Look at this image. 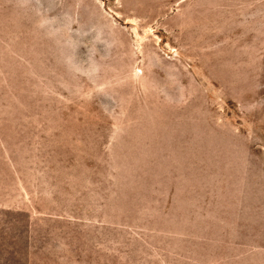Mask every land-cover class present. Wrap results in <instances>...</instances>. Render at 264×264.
<instances>
[{
  "label": "rangeland",
  "instance_id": "374dc122",
  "mask_svg": "<svg viewBox=\"0 0 264 264\" xmlns=\"http://www.w3.org/2000/svg\"><path fill=\"white\" fill-rule=\"evenodd\" d=\"M0 264H264V0H0Z\"/></svg>",
  "mask_w": 264,
  "mask_h": 264
}]
</instances>
